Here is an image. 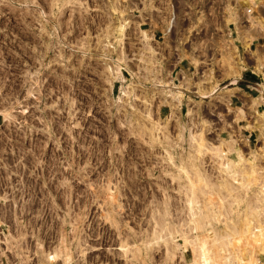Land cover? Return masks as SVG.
Masks as SVG:
<instances>
[{"label":"rangeland","instance_id":"374dc122","mask_svg":"<svg viewBox=\"0 0 264 264\" xmlns=\"http://www.w3.org/2000/svg\"><path fill=\"white\" fill-rule=\"evenodd\" d=\"M226 3L0 0V83L14 81L19 67L37 63L43 90L47 81L63 87L65 75L46 66L69 55L77 95L84 90L91 109L101 100L97 118L87 121L86 162L103 169L53 176L65 173L74 182H91L104 172L110 175L104 178L105 194L102 201L92 200L79 185L71 188L81 194L72 193L68 202L56 196L49 204L53 216L39 220L38 237L44 245H55L44 252L40 242L45 257L40 264H206L198 256L202 240L209 241L210 264H264V26L223 25ZM190 6L200 13L189 16ZM205 20L209 24L203 25ZM69 45L75 48L70 54ZM165 49L177 55L163 62ZM107 64L127 71L112 77ZM80 83L86 85L82 90ZM164 89L183 92L174 102L178 107L166 102L176 93L170 90L174 96L165 97ZM155 123L160 129H152ZM48 141L55 151L49 158L62 161L59 147ZM229 161L233 171L223 165ZM252 162L256 172H244ZM47 172L41 171V179L47 180ZM192 195L198 200L194 209L188 203ZM250 221L261 223L262 231Z\"/></svg>","mask_w":264,"mask_h":264},{"label":"built area","instance_id":"2783aa9c","mask_svg":"<svg viewBox=\"0 0 264 264\" xmlns=\"http://www.w3.org/2000/svg\"><path fill=\"white\" fill-rule=\"evenodd\" d=\"M223 7L226 15L223 20L225 26L236 25L244 30L250 27L252 29L253 24L255 27L264 26L263 0H228ZM187 12L189 16H196L200 9L190 6ZM215 14L221 13L216 11ZM219 22L222 23L221 20L216 21L218 24ZM203 23L209 24L206 20ZM253 39L247 46L249 50ZM67 48L68 54L75 49L70 45ZM94 57L99 64H103L104 59L99 54ZM84 63L86 64V60L83 59ZM59 65H64L62 71ZM46 68L55 75H65L63 87H51L47 79L42 77L43 85L47 81V90H43L40 87V66L37 63L31 67H19L14 81L11 78L10 82L8 78L5 83H0V264H40L45 258L40 242L44 252L52 251L55 247L50 243L44 245L38 237L39 220L53 216L54 211L50 210L49 204L57 200V195H62V200L67 202L72 193L80 195V191L71 188L79 185L84 186V196L102 201L105 186L108 184L104 178L110 177L100 172L91 182L85 178L74 182L70 174L53 176L59 171L103 169L101 165L91 166L86 162L87 121L89 116L97 118L101 100L95 102L96 107L91 109L87 104V93L83 90L77 95V83L72 81L73 68L69 55L61 63H48ZM124 71L127 70L122 67V75ZM14 82L16 86H13ZM85 86V83L79 85L81 90ZM117 96L118 94L114 98L115 105ZM5 111L10 112V117L5 115ZM48 140L59 147L56 148V155L62 153V161L55 162L49 158L50 154L55 158V151L49 150ZM41 171H48L47 180L41 179L45 176ZM111 185L114 186V182ZM44 204H48V207Z\"/></svg>","mask_w":264,"mask_h":264},{"label":"bare ground","instance_id":"6f19581e","mask_svg":"<svg viewBox=\"0 0 264 264\" xmlns=\"http://www.w3.org/2000/svg\"><path fill=\"white\" fill-rule=\"evenodd\" d=\"M108 45H109V43H108L107 45H105V47H106V48H107V47H110V46H108ZM106 48H104L103 50H105ZM148 51H149V50H148ZM262 65L264 66V60H263V58H262V60L260 61V66H262ZM118 66H119V68L114 67L112 64H107V69H108L109 73L112 75V77H115V78H116V77L122 76V68H121V67H123V66H121V64H118ZM258 70H259V71H262V67H259ZM235 80H237V79H235ZM235 80H232V82H235ZM262 86H263V89H264V85H262ZM163 93H164V92H162V94H163ZM172 113H173V112H172ZM152 129H154V130H155V129H160L159 124H158V123H155L154 126L152 127ZM158 137H159V136H158ZM166 138H167V137H166ZM168 139H169V138H168ZM168 155H169V152H168ZM170 156L172 157V155H170ZM171 159H172V158H171ZM173 159H174V158H173ZM173 161H174V160H173ZM192 161H193V160H192ZM192 163H193V162H192ZM194 165H195V164H194ZM223 165H224V167H225L226 169H228V170H232V171H233V168H234V167H233V165H232V163H231L230 161H229V162H224ZM185 168H186V167H185ZM185 168H184V169H185ZM234 171H235V170H234ZM240 171H241V170H240ZM243 171H244V172H249V173H250V172H256V169L254 168V163H253V162L251 163V165H250V169H246V170H243ZM243 171H241V172H243ZM237 172H238V171H237ZM257 173H258V172H257ZM235 174H236V173H235ZM239 174H240V173H239ZM245 174H246V173H245ZM247 174H248V173H247ZM251 175H252V174H251ZM257 175H258V174H257ZM231 185H232V184H231ZM225 186H226V185H225ZM228 187H229V186H228ZM231 188H232V187H231ZM234 188H235V187H234ZM230 191H231V190H230ZM232 191L234 192V191H236V190H232ZM232 191H231V193H232ZM236 192H237V191H236ZM237 193H238V192H237ZM239 193H240V192H239ZM193 194H194V193H193ZM234 194H235V193H234ZM194 196H196V195H194ZM194 196H193V195L190 196V197H191V200H188V201H189L188 203L191 205V209H194V208H193V203L196 202V201L198 202V200H196L197 198H195L196 201H195L194 199L192 200V198H194ZM234 196H235V195H234ZM234 196H233V197H234ZM237 196H238V194H237L235 197H237ZM196 197H197V196H196ZM222 197H223V196H222ZM233 197H232V198H233ZM235 197H234V198H235ZM238 197H239V196H238ZM198 198H199V196H198ZM223 198H224V197H223ZM240 198H242V196H241ZM236 199H237V198H236ZM224 200H225V199H224ZM224 200H223L222 202H225ZM234 200H235V199H234ZM240 200H241V199H240ZM251 201H252V200H251ZM256 201H257V200H256ZM197 202H196V203H197ZM200 203H201V202H200ZM249 203H250V202H249ZM255 203H256V202H255ZM250 205H251V204H250ZM189 208H190V206H189ZM254 208H255V207H254ZM195 210H196V209H195ZM197 210H198V209H197ZM197 210H196V211H197ZM255 210H256V209H255ZM212 211H213V210H212ZM253 211H254V210H253ZM200 212H201V211H200ZM250 212H251V211H250ZM192 213L194 214V210H193ZM197 213L200 214L198 211H197ZM197 213H195V215H196ZM193 214H192V216H193ZM195 215H194V216H195ZM228 215H229V214H228ZM244 215H245V214H244ZM202 216H203V215H202ZM204 216H205V214H204ZM204 216H203V217H204ZM196 217H197V216H196ZM203 217L200 216V220H199V221H202L203 223H206V222H204L205 218H204V220H201V218H203ZM217 217H218V216H217ZM198 218H199V217H198ZM207 218H208V217H206V219H207ZM263 218H264V217H263ZM208 219H209V218H208ZM252 219H253V218H252ZM231 220H232V219H231ZM244 220H245V219H244ZM196 221H197V220H196ZM239 221H240V220H239ZM248 221H249V220H248ZM250 222H251V221H250ZM250 222H248V224H249ZM253 222H254V221H253ZM253 222H251V224H252ZM259 222H260V221H259ZM203 223H201V224L203 225ZM207 223H208V222H207ZM207 223H206V224H207ZM263 223H264V222H263ZM198 224H199V223H198ZM238 224H239V223H238ZM245 224H246V223H245ZM251 224H249V225H251ZM260 224H261V223H260ZM260 224H259V225H260ZM202 225H201V227L206 226V225H203V226H202ZM209 225H210V224H209ZM253 225L256 226V225H258V224H254V223H253ZM253 225H251V226H253ZM259 225H258V226H259ZM210 226H211V225H210ZM236 226H237V225H236ZM240 226H242V223H241ZM258 226H256V227H258ZM263 226H264V224H263ZM198 227H200V226L198 225ZM198 227H196V229H200V228H198ZM256 227H255V228H256ZM260 227H262V226L260 225V226L258 227V229L256 228V230H258L259 232H260L261 229H263V228L260 229ZM196 229H195V230H196ZM202 229H203V228H202ZM204 229H205V227H204ZM242 229H243V228H242ZM244 229H245V228H244ZM244 229H243V230H244ZM250 229H251V228H250ZM252 229H253V227H252ZM191 230H192V229H191ZM231 230H232V229H231ZM240 230H241V229H240ZM243 230H242V233H243ZM245 230L247 231L248 229H245ZM193 231H194V230H193ZM193 231H192V232H193ZM232 231H234V230H232ZM236 231H237V233H238V230H237V229H236ZM251 231H253V230H251ZM254 231H255V230H254ZM261 231H262V230H261ZM205 232H206V231H205ZM215 232H216V231H215ZM234 232H235V231H234ZM244 232H245V231H244ZM249 232H250V231H249ZM256 232H257V231H256ZM202 233H203V231H202ZM230 233H231V232H230ZM252 233H253V232H252ZM213 234L218 236V234H215V233H213ZM233 234H234V233H233ZM233 234H232V235H233ZM235 234H236V232H235ZM235 234H234V235H235ZM239 234H240V233H239ZM220 235H221V234H220ZM226 235H227V234H226ZM226 235H225V237H224L225 239H226V237H227ZM234 235H233V236H234ZM257 235H258V234H257ZM233 236H232V237H233ZM159 237H160V236H159ZM204 237H206V236H204ZM213 237H214V236H213ZM215 237H216V236H215ZM255 237H256V236H255ZM200 238H201V237H200ZM202 238H203V237H202ZM218 238L222 240L223 236H222L221 238H220V237H218ZM224 238H223V239H224ZM227 238H228V237H227ZM251 238H252V237H251ZM256 238H257V237H256ZM160 239H161V238H160ZM196 239H198V238H196ZM213 239H214V240H213ZM215 239H217V238H210V240H213V243H214V244H216V243L219 242V240L216 241ZM252 239H253V238H252ZM198 240H199V239H198ZM233 240H234V239H233ZM203 241H205V242H203ZM207 241H208V240H207ZM214 241H215L216 243H215ZM229 241H230V240H229ZM208 242H209V241H208ZM208 242L206 243V240H202V241H200V244H201V245H200V252H199L200 255H198L200 259L202 258V256L205 257V258H203V259H205V261H204V260H203V261H204V263H206V264H210V263H212V262L214 261V258H213V256H212V254L210 253V252H211V251H210L211 249H210L209 246L207 245ZM235 244H236V243H235ZM225 246H226V245H225ZM197 247H198V246H197ZM223 248H224V247H223ZM68 250H69V249H67V252L69 253L70 250H69V251H68ZM123 250L128 251L125 247H123ZM62 251H65V252H66V248H65V250L62 249ZM226 251H227V250H226ZM60 252H61V249H60ZM229 252H230V251H229ZM63 253H64V252H63ZM199 253H198V254H199ZM213 253H214V252H213ZM66 254H67V253H66ZM67 255H69V254H67ZM196 255H197V254H196ZM214 255H215V254H214ZM70 256H71V254H70ZM70 256H68V257H70ZM239 256H240V254H239ZM66 257H67V256H66ZM221 257H222V256H221ZM226 257H227V256H226ZM224 258H225V257H224ZM227 259H228V258H227ZM227 259H226V260H227ZM236 259H237V258H236ZM239 260H240V261H243V259H241V257L239 258ZM211 261H212V262H211ZM198 262H199V261H198ZM200 262H201V261H200ZM228 262H230V261H228ZM228 262H227V263H228ZM198 264H199V263H198ZM201 264H203V262H201ZM229 264H231V263H229ZM232 264H233V263H232ZM243 264H244V263H243Z\"/></svg>","mask_w":264,"mask_h":264},{"label":"crops","instance_id":"0c3cea01","mask_svg":"<svg viewBox=\"0 0 264 264\" xmlns=\"http://www.w3.org/2000/svg\"><path fill=\"white\" fill-rule=\"evenodd\" d=\"M163 30H164V27H163ZM164 35L165 34H163V42H164ZM165 46H164V44H163V48H164ZM177 55V53L176 52H174V51H171V50H169V49H165V50H163V62H166V61H168V60H170L171 59V55ZM183 60V59H182ZM177 61V60H176ZM180 64V62L178 61V62H175V65L174 66H172L171 67V72H174L175 70H176V68L178 67V65ZM180 69V71L183 73L184 72V69L181 67V68H179ZM177 73H178V71H177ZM173 82L175 83V78L173 79ZM170 90H172V89H170ZM170 90H168V89H164V90H160V91H163L164 92V96L165 97H171V96H174V94H172L171 92H170ZM216 90V89H215ZM215 90H213L210 94H213L214 92H215ZM172 91H174V90H172ZM175 93H176V95L175 96H177V98L176 99H174V100H168V101H166L167 103H169L170 104V102L171 103H173L174 105H176L177 107L179 106V104L180 103H174L175 101H177V102H180L181 101V99H182V95H183V92L181 91V90H179L178 92H176V91H174ZM179 93V94H178ZM210 94H206V95H203V96H207V95H210ZM172 105V104H171Z\"/></svg>","mask_w":264,"mask_h":264}]
</instances>
